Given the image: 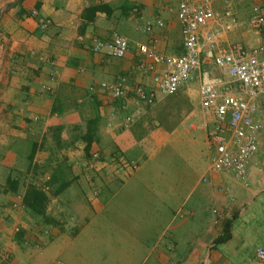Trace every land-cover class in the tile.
I'll use <instances>...</instances> for the list:
<instances>
[{"label": "crops", "instance_id": "obj_1", "mask_svg": "<svg viewBox=\"0 0 264 264\" xmlns=\"http://www.w3.org/2000/svg\"><path fill=\"white\" fill-rule=\"evenodd\" d=\"M178 1L0 0V241L11 253L0 264H264L255 257L264 247V96L254 116L262 125L257 151L242 181L211 169L213 121L201 114L198 87L227 79L212 53L201 54V70L175 96L135 104L134 87H150L153 71L163 69L136 44L155 38L159 54L183 51ZM254 5L264 0H231L238 22L221 34L220 46L264 44V28L248 23ZM214 6L224 9L221 0ZM39 17L49 20L47 29ZM147 22L150 33L139 28ZM114 32L128 41L124 57L90 50L92 39L110 40ZM117 81L120 99L99 87ZM112 110L117 117L107 127ZM131 113L136 120L125 125ZM93 119L91 151L123 156L136 169L113 174L110 165L101 172L83 166ZM8 180L16 181L15 192ZM28 184L46 195L43 217L22 206ZM15 198L23 236L10 243L1 235V212ZM226 221L229 236L220 242Z\"/></svg>", "mask_w": 264, "mask_h": 264}, {"label": "built area", "instance_id": "obj_2", "mask_svg": "<svg viewBox=\"0 0 264 264\" xmlns=\"http://www.w3.org/2000/svg\"><path fill=\"white\" fill-rule=\"evenodd\" d=\"M217 0H179L177 4V19L180 23L183 51L179 55H162L155 51L151 38L149 44H136V49L154 65H162L160 72L153 71L150 87L137 85L134 87L135 104H151L157 95L174 94L182 85L189 84L196 72L201 70L204 52L212 53L215 67L227 79L218 84L215 82L201 83L198 87L199 106L204 117H211L213 126L208 131V142L214 147L211 169L215 172L229 173L236 180H244L247 165L257 151L258 134L262 125L254 116L260 107L259 98L264 96V44L246 48L239 43L227 47L220 46L223 32L231 30L238 22L233 15L231 0H221L224 9H215ZM32 15H37L32 12ZM40 29L49 26V20L37 19ZM248 23L251 28H264V6L254 5ZM162 26L161 20L155 22ZM153 24L147 22L139 28L145 32L152 31ZM129 45L127 39L114 32L110 40L94 38L90 44L93 53H104L112 58H122L126 55ZM237 84V90H232V84ZM101 90L114 99L124 96L121 81L101 82ZM48 86L43 90L47 91ZM117 117L116 111L109 114L107 127ZM136 120V113L123 118L125 125ZM207 127V122H205ZM205 126V125H204ZM83 166L93 172H101L105 167L112 166L113 171L134 170L136 163L129 162L123 156H108L92 151L82 161ZM112 174V175H113ZM111 175V176H112ZM202 181H206L205 178ZM93 195L98 189L92 188ZM215 222L221 214L213 210ZM7 256V255H6ZM255 257L264 262V247L255 249Z\"/></svg>", "mask_w": 264, "mask_h": 264}, {"label": "trees", "instance_id": "obj_3", "mask_svg": "<svg viewBox=\"0 0 264 264\" xmlns=\"http://www.w3.org/2000/svg\"><path fill=\"white\" fill-rule=\"evenodd\" d=\"M100 10L102 8H99ZM96 120H90L87 123L88 131L86 132L84 136V140L86 142L85 148H84V158L89 156L91 151V136L94 132V126H95ZM8 188L10 191L15 192L17 190V184L14 180H8ZM46 202L47 198L43 190L38 188L34 184H28L24 190L23 196H22V206L25 210H28L33 216L35 217H43L45 214L46 209ZM229 221H226L223 224V233L222 236L219 238L220 242L225 241L228 239L229 236ZM23 232L19 231L16 232V241L21 242L22 241Z\"/></svg>", "mask_w": 264, "mask_h": 264}, {"label": "rangeland", "instance_id": "obj_4", "mask_svg": "<svg viewBox=\"0 0 264 264\" xmlns=\"http://www.w3.org/2000/svg\"><path fill=\"white\" fill-rule=\"evenodd\" d=\"M175 96L176 94L172 95H167L166 98H171V96ZM165 97V96H164ZM92 151H98V150H92ZM100 152V151H98ZM101 153V152H100ZM20 200H17L16 198L10 203L7 204V202L3 205L8 211L9 209V214L7 211L2 210L1 216L3 220V225H5V229L1 230V235L3 234L4 239H9V242L12 243L13 241L16 240L15 236L13 237L14 233L17 231L19 224L18 220L22 219V210L20 208ZM6 214V216H4ZM17 217V219H15ZM17 220V221H16ZM10 234H12V238L8 237ZM13 239V241H12ZM3 242V241H2ZM9 247L3 245L0 241V260L3 258V260L8 261L11 259V253L8 249ZM7 255V256H6Z\"/></svg>", "mask_w": 264, "mask_h": 264}]
</instances>
